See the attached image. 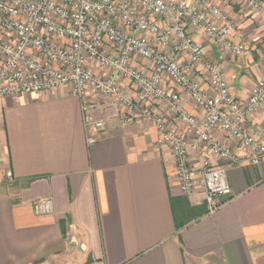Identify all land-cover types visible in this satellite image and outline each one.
<instances>
[{
	"label": "crops",
	"instance_id": "1",
	"mask_svg": "<svg viewBox=\"0 0 264 264\" xmlns=\"http://www.w3.org/2000/svg\"><path fill=\"white\" fill-rule=\"evenodd\" d=\"M229 1L217 2L231 15H246L250 57L224 55L201 30L192 32L205 40V57L222 64L233 96L245 101L264 77V35H255L257 17ZM208 85L203 75L207 91ZM89 98L99 105L93 116L106 120L103 129L85 123L80 98L66 88L0 99V264H264V159L251 165L215 158L232 192L209 213L200 187L193 195L182 190L153 121L123 124L117 101L94 90ZM182 101L202 117L184 92ZM154 108L166 113L162 101ZM169 117L189 136L178 117ZM263 118L264 106L248 127ZM213 135L240 151L221 129ZM188 153L199 169L209 152L200 145ZM46 199H53V211L38 214L35 204Z\"/></svg>",
	"mask_w": 264,
	"mask_h": 264
},
{
	"label": "built area",
	"instance_id": "2",
	"mask_svg": "<svg viewBox=\"0 0 264 264\" xmlns=\"http://www.w3.org/2000/svg\"><path fill=\"white\" fill-rule=\"evenodd\" d=\"M236 1L262 15V0ZM193 30L227 55L251 53L242 27L210 0H0V99L66 88L80 98L85 123L97 129L106 121L91 113L98 103L89 91L114 99L130 111L123 123L153 121L158 143L174 157L182 190L191 195L200 187L199 200L213 213L232 192L227 169L215 158L251 165L264 159V118L253 129L247 125L264 106V78L247 100L234 97L222 64L205 57V40ZM183 92L202 117L184 106ZM160 101L166 113L154 108ZM169 116L178 117L189 136L174 129ZM216 129L240 151L216 139ZM200 145L209 153L195 169L188 147ZM7 176L13 179L11 172ZM53 208V199L35 204L38 214Z\"/></svg>",
	"mask_w": 264,
	"mask_h": 264
},
{
	"label": "rangeland",
	"instance_id": "3",
	"mask_svg": "<svg viewBox=\"0 0 264 264\" xmlns=\"http://www.w3.org/2000/svg\"><path fill=\"white\" fill-rule=\"evenodd\" d=\"M212 3H214V4H217V5H219L224 11H226V12H228V9H226V7H224L221 3H218L217 1L218 0H210ZM229 1V0H228ZM230 2V1H229ZM233 2L234 3H236L237 5H239L240 7H241V4L240 3H238L236 0H233ZM263 6H264V4H263ZM250 10H253V9H250ZM253 11H255V10H253ZM230 12V11H229ZM228 12V13H229ZM262 15L261 16H263L264 15V10L262 11V13H261ZM233 15V14H232ZM251 15H253V18L254 17H257L258 19H259V21H260V27L258 26V28L259 29H257V31H256V34L255 35H257V34H263L264 35V22H263V20H262V17L260 16V15H258V13H257V11H255V13H251ZM244 16V17H243ZM233 18H234V21L237 23V25H239L240 27H242V29L244 30V26H243V22H244V20H246L245 18H246V15H242V17L239 15V17H237V15H233L232 16ZM252 18V19H253ZM245 38H246V36H245ZM248 39H249V42H250V44L252 45V46H254V44H253V40L250 38V36L248 37ZM247 40V39H246ZM210 41V40H209ZM212 42V41H211ZM248 42V41H247ZM213 43V42H212ZM214 44V43H213ZM224 55H227V54H225L224 53ZM227 56H232V55H227ZM251 55H246V56H244L243 58L241 57V59H246L247 57H250ZM264 78V77H263ZM229 87H230V81H229ZM169 88L170 89H172V87L171 86H169ZM252 90V89H251ZM251 92V91H250ZM250 94V93H249ZM94 101V100H93ZM113 101H115V100H113ZM96 102V101H95ZM119 104V103H118ZM120 105V104H119ZM99 106V105H98ZM120 107H122V111H121V114H120V116H119V121L121 122V123H123L124 121V119L126 120V119H128V115L130 114V111H128V110H126L123 106H121L120 105ZM98 119H103V118H98ZM106 121V120H105ZM123 124H129V123H123ZM105 126H106V122H105ZM105 128V127H104ZM5 181L7 182V184L9 185V188H10V190L11 191H13L14 189H15V180H14V177H13V179H10L8 176H6L5 177ZM191 195H193V194H191ZM224 198L225 197H222L221 198V200H224ZM200 202H205L206 203V205H207V207L209 208V205H208V203H207V201L206 200H199Z\"/></svg>",
	"mask_w": 264,
	"mask_h": 264
}]
</instances>
